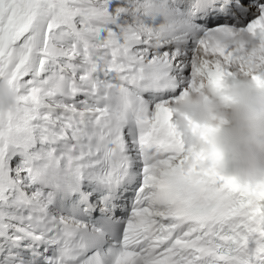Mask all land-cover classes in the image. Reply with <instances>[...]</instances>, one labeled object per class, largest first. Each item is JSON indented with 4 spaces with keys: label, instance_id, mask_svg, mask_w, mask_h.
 Listing matches in <instances>:
<instances>
[{
    "label": "snow or ice",
    "instance_id": "obj_1",
    "mask_svg": "<svg viewBox=\"0 0 264 264\" xmlns=\"http://www.w3.org/2000/svg\"><path fill=\"white\" fill-rule=\"evenodd\" d=\"M233 14L264 35V0H0V264H264V193L186 171L167 99L264 79L205 42Z\"/></svg>",
    "mask_w": 264,
    "mask_h": 264
},
{
    "label": "clouds",
    "instance_id": "obj_2",
    "mask_svg": "<svg viewBox=\"0 0 264 264\" xmlns=\"http://www.w3.org/2000/svg\"><path fill=\"white\" fill-rule=\"evenodd\" d=\"M264 35L234 25L209 30L211 48L228 49L251 61ZM255 65L239 66L234 83L203 80L175 98L171 106L175 127L190 153L186 171L215 172L253 198L264 193V79ZM19 93L0 81V112L14 110ZM264 221V216L259 217Z\"/></svg>",
    "mask_w": 264,
    "mask_h": 264
}]
</instances>
